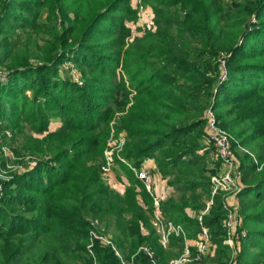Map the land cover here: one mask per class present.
Masks as SVG:
<instances>
[{"label":"trees","instance_id":"16d2710c","mask_svg":"<svg viewBox=\"0 0 264 264\" xmlns=\"http://www.w3.org/2000/svg\"><path fill=\"white\" fill-rule=\"evenodd\" d=\"M143 3L154 29L126 42L136 18L131 0H0V145L14 154L2 164L24 169L0 179V264L179 259L185 240L198 238L215 173L206 163L208 110L236 140L240 161L234 262L264 264V0ZM66 63L81 71L83 86L61 74ZM120 65L135 89L127 110ZM115 113L128 133L123 156L135 168L153 160L178 195L159 205L185 237L171 235L166 248L151 223L153 200L130 170L124 166L132 182L123 192L100 176ZM53 117L61 124L49 132ZM225 218L217 195L202 217L212 257L182 264H229Z\"/></svg>","mask_w":264,"mask_h":264},{"label":"built area","instance_id":"2783aa9c","mask_svg":"<svg viewBox=\"0 0 264 264\" xmlns=\"http://www.w3.org/2000/svg\"><path fill=\"white\" fill-rule=\"evenodd\" d=\"M133 6L141 13L144 10L143 0H132ZM207 130L211 131L208 135L207 141H212L215 146L213 151L215 162L217 163L218 171L210 177V197L204 201V209L197 215V220L200 225V231L197 240H195L196 254L194 257L190 255L189 246L187 240H185V252L177 260L173 261L172 264H182L187 261L200 260L202 256L212 254L210 234L208 229L202 224V217L209 212L213 205V199L215 196L220 194H226L232 192L235 195L233 201L223 200V208L226 210V218L223 220V228L226 231V239L223 243L230 248L233 247L232 233L234 226H236V215L238 211V199L237 193L242 189L241 184V172L240 165L237 160V156L233 150L232 141L227 136L226 132L221 130L215 122L214 114L211 110L207 111ZM123 144V140L121 141ZM110 161V159L108 158ZM22 169V166H20ZM109 164L102 167L104 172H107ZM135 169V167L133 168ZM24 170V169H23ZM152 170V169H151ZM150 168L142 169L138 172L135 171L136 177L143 186L144 190L150 195L153 200L154 212L152 214L151 223L155 228L156 232L160 234V240L162 245L168 244L169 237L171 235L183 236L184 232L180 226L174 225L171 222L165 220L159 210L160 197L155 192L154 175ZM1 188V186H0ZM92 225H97V221L94 220ZM93 238L99 239L103 244H109L107 238L98 236L95 233H91ZM185 238V237H184ZM147 255L152 258L153 253L149 249L141 248ZM123 264H125L123 262ZM131 264V263H128ZM230 264H235L234 262Z\"/></svg>","mask_w":264,"mask_h":264},{"label":"rangeland","instance_id":"374dc122","mask_svg":"<svg viewBox=\"0 0 264 264\" xmlns=\"http://www.w3.org/2000/svg\"><path fill=\"white\" fill-rule=\"evenodd\" d=\"M144 6H145L144 10L141 13L133 6V9L136 10V18H135V20H132L129 23H127V26L130 29L131 35L128 38V41H126V42L133 41V39L135 37H139L145 31L151 30L153 28L152 27V20L154 18L153 12L152 11L148 12V5L144 4ZM39 38H41L42 40L48 39L47 35H45V34H41L39 36ZM66 64L67 65H64V67L60 68L61 74L66 76L72 82L78 84V86H83L84 80H83V75H82L81 71L73 63H70V64L66 63ZM0 74L5 76L6 72L2 71V72H0ZM116 75H117V77L122 76V82L124 83L127 90L129 91L131 103L126 107V110H127L131 106V104L133 103V97L135 95V92H134L135 89L129 85L130 82H129L128 77H127L128 74L126 73V71L123 70L122 65H120L118 67V70H116ZM28 96L31 97V93H28ZM120 114L121 113H115L113 115V117L110 119V121L108 122L109 135L105 139L106 140L105 141V147H104V151L102 154L101 165H100V176L102 177L103 181L109 185L110 188H113L114 190H116V188L112 186L114 183V185H117L120 189H121V187H123V191H124L126 189V187H128L132 182V178H130V173H128L124 169V166L128 170H130V172L133 174L132 176L135 179H137L135 171L138 172L142 169L148 168V166H146V164L145 165L142 164L139 168L133 169L134 168L133 163L128 161L123 156V154H122L123 149L125 148L126 141H128V133L125 129H121V126L119 123ZM206 115H207V112H206ZM60 124H61V122L59 121L58 118H54V117L51 118L48 131L49 132L55 131L60 126ZM206 131H207V137H208V135H210L209 133H211V131H208L207 129H206ZM226 134L232 142H236V140L228 132H226ZM8 138H10V134H9ZM122 140H123V144H121ZM204 143H205L204 144L205 150L210 149L209 156L206 159L207 167L211 168L212 170H215V173H217V171H218V169H216L217 163L215 162V158H214V154H213V151L215 150L214 143L212 141H209V140L207 141L206 139L204 140ZM240 151L243 152L244 149L241 148L240 150H238V154L240 153ZM200 153H201V151H200ZM6 156L13 157L12 159H14V154L12 153V151L10 149H8V147H6V145L1 144L0 145V179H1V182L5 181V180L8 181L9 180L8 177L13 172H23V169L20 168V165H12L11 163L2 164V159L5 158ZM108 158L110 159V161L108 160ZM237 160H238V162H240L238 159V156H237ZM147 161H148V159L145 162H147ZM107 164H109L108 171L104 172L102 170V167L106 166ZM29 168L31 169L32 165H30ZM258 170H261V168ZM151 171L153 172V175H154V185H155L154 190L156 193H158V191H157L158 188L160 190H162V192L164 193L162 196L163 200H165L168 196H174V197L178 196L177 193H174L171 190V188L168 187L167 179L163 178L158 173V171L156 169H152ZM214 174H212V175H214ZM1 191H2V188H0V193H1ZM123 191H120V192H123ZM220 195L222 196L223 200L225 199L229 202L233 201L235 199V195L232 192H229L226 194H220ZM139 199H140V197H139ZM238 208H239V202H238ZM99 224H100L99 227L104 228L103 227L104 225H102L100 222H99ZM157 235L159 237V243L162 245V242L160 240V234H157ZM234 235H235V226H234V230H233L232 237H231V238H233V247L231 248L229 264L234 262V258H235L236 251H237L236 248H238V246H236V242L234 240ZM164 247L166 248L167 245H165ZM188 248L190 249V247H188ZM211 255L208 254L207 256L211 258L212 257ZM125 264H128V263L125 261Z\"/></svg>","mask_w":264,"mask_h":264},{"label":"crops","instance_id":"0c3cea01","mask_svg":"<svg viewBox=\"0 0 264 264\" xmlns=\"http://www.w3.org/2000/svg\"><path fill=\"white\" fill-rule=\"evenodd\" d=\"M131 4H132V0H131ZM132 6H133V4H132ZM149 11H152V9L150 8V7H148V12ZM59 126V125H58ZM200 153V152H199ZM201 153H202V151H201ZM148 163V164H147ZM144 165L146 164V166H148V168H150V169H156V166H155V162L153 161V160H151V159H148V161L147 162H145L144 161V163H143ZM113 187H115L116 188V190L118 191V192H120V191H123V187H121V189L117 186V185H114V183H113V185H112ZM157 191H158V196H160V200H163V192H162V190H160L159 188L157 189ZM189 215H193V213H189ZM187 245L189 246V247H191V246H195V240H189L188 242H187Z\"/></svg>","mask_w":264,"mask_h":264}]
</instances>
